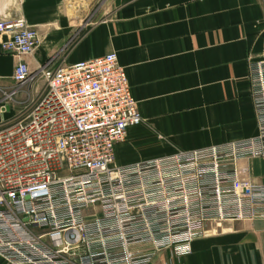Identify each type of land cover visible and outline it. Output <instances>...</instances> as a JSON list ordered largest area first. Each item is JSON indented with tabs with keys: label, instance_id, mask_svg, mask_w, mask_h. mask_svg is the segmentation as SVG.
Returning a JSON list of instances; mask_svg holds the SVG:
<instances>
[{
	"label": "built area",
	"instance_id": "1",
	"mask_svg": "<svg viewBox=\"0 0 264 264\" xmlns=\"http://www.w3.org/2000/svg\"><path fill=\"white\" fill-rule=\"evenodd\" d=\"M4 52L18 61L16 88H0V110L44 81L0 123V258L7 264H152L180 257L215 221L264 219V184L237 163L264 158V59L249 61L255 137L124 167L114 149L142 117L115 53L40 67L24 57L39 34L23 19L0 21Z\"/></svg>",
	"mask_w": 264,
	"mask_h": 264
},
{
	"label": "crops",
	"instance_id": "2",
	"mask_svg": "<svg viewBox=\"0 0 264 264\" xmlns=\"http://www.w3.org/2000/svg\"><path fill=\"white\" fill-rule=\"evenodd\" d=\"M18 19L39 34L24 57L33 74L117 55L142 121L115 146V167L258 133L249 61L264 59V0H0V21ZM5 38L0 88L12 91L18 59L3 51ZM237 169L241 179L264 184V158L243 159ZM206 230L190 253H155L152 264H264V219L208 222Z\"/></svg>",
	"mask_w": 264,
	"mask_h": 264
},
{
	"label": "rangeland",
	"instance_id": "3",
	"mask_svg": "<svg viewBox=\"0 0 264 264\" xmlns=\"http://www.w3.org/2000/svg\"><path fill=\"white\" fill-rule=\"evenodd\" d=\"M34 90H30L27 91V95L25 96V98L21 99V98H16V101L14 102H7L6 106H9L10 108L4 109V110H0V123H3L5 121V119L3 118V114L6 113V111L10 112L11 110H16V113H12L11 115H17L18 112L23 108V104L22 102L27 101L30 98H34L44 87V81L42 79L38 80V82L36 83V85L34 84ZM26 90V89H24ZM19 97V96H18Z\"/></svg>",
	"mask_w": 264,
	"mask_h": 264
}]
</instances>
